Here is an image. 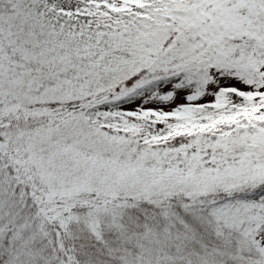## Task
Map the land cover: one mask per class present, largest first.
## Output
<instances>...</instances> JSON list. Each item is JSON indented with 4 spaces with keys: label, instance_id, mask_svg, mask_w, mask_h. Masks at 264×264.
Wrapping results in <instances>:
<instances>
[{
    "label": "snow or ice",
    "instance_id": "snow-or-ice-1",
    "mask_svg": "<svg viewBox=\"0 0 264 264\" xmlns=\"http://www.w3.org/2000/svg\"><path fill=\"white\" fill-rule=\"evenodd\" d=\"M0 264H264V0H0Z\"/></svg>",
    "mask_w": 264,
    "mask_h": 264
}]
</instances>
